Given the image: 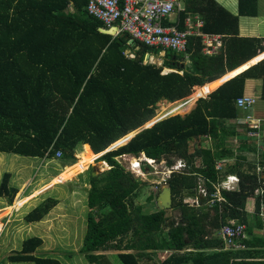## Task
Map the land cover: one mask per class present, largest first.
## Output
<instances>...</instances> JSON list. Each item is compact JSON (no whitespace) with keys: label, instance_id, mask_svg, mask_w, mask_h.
I'll list each match as a JSON object with an SVG mask.
<instances>
[{"label":"trees","instance_id":"16d2710c","mask_svg":"<svg viewBox=\"0 0 264 264\" xmlns=\"http://www.w3.org/2000/svg\"><path fill=\"white\" fill-rule=\"evenodd\" d=\"M183 1L186 8L179 17L181 30L185 19L198 12L205 23V34H236L237 18L214 0ZM86 3L87 0H0V152L53 159L61 151L62 159L76 161V150L81 149L80 160L52 178L45 190L85 171L88 164H81L108 147L124 144L132 132L157 115L159 102L168 101L173 106L157 118L169 117L101 157L99 160L110 165L108 171L95 177L89 171L90 212L81 253L91 264H110L104 252L112 250L119 251L121 264H139L144 258L153 259L162 253L167 256L160 264H207L222 255L226 264H264L246 259V254L250 258L261 256L264 239L244 240L247 250L233 249L222 254L208 253L214 246L206 239L207 226L221 229L231 219L247 222L246 201L256 196L264 182L251 169L241 172L236 165H229L230 172H239V189L222 190L223 202L208 203L221 181L217 164L229 157L228 149H234L228 147V139L238 136L237 129L228 128L226 122L239 116L237 99L243 94L245 80L257 77L264 81V60L246 67L207 99L199 103L197 100L187 111L178 113L185 107L181 100L201 89L196 86L214 82L227 70H235L255 56L258 48H264L255 40L245 39L240 41L244 46H233L226 49L227 53L209 57L202 53L201 39L191 38L186 53L167 51L162 66L146 64L147 57H159L160 51L132 42L128 34L112 37L101 33L105 26L88 14ZM166 69L170 71L165 73ZM261 99L264 100V91ZM210 119H215V124ZM202 137H210L212 147L191 151L192 146L196 147L192 143ZM140 154L156 162L164 160L168 168L177 160L186 162V171L173 172L168 180L173 210L180 211V221L168 210L148 213L134 204L145 184L124 171L117 158ZM261 165L264 167V156ZM11 178V173L4 174L0 198L13 205L19 189L11 185ZM199 178L204 180L209 196H199L202 202L196 208L184 203V199L197 197ZM157 194L151 192L146 201L156 204ZM256 201L259 206L264 203V194L257 195ZM24 204L22 200L17 206ZM56 205L54 199L44 201L26 216V222L42 221ZM11 209L0 210V221ZM2 229L0 223V233ZM126 237L129 239L122 247ZM42 246L41 239H30L10 261L61 264L59 260L35 257Z\"/></svg>","mask_w":264,"mask_h":264},{"label":"rangeland","instance_id":"374dc122","mask_svg":"<svg viewBox=\"0 0 264 264\" xmlns=\"http://www.w3.org/2000/svg\"><path fill=\"white\" fill-rule=\"evenodd\" d=\"M130 56H134V54ZM165 57V54L159 57H152L147 60V63L160 67L164 64ZM172 106V103L159 102L157 116L164 109H169ZM253 107H259V105L257 104ZM166 117H161L160 119ZM248 136L250 137L249 132ZM229 141L233 145L238 146V144L234 143L233 139ZM259 141L261 145L262 141ZM260 145L258 150H262ZM121 146V144L120 146L118 144L107 149H117ZM196 147H212V145L211 142H208V139H203L197 143ZM193 150L194 148L192 147L191 151ZM80 151L81 149L76 150V161L65 160L62 157H59L60 159L58 157L57 159L55 157L53 159H37L0 152V183L5 173H11V185L19 189L13 205H10V202L6 198H0V210L12 208L1 220L4 228L0 233V264H31L12 263L10 258L13 255L19 254L22 251L23 244L33 238H39L43 241V246L34 255L37 258L59 260L61 264H91L86 255L81 253L87 232L88 214L90 212L88 207V194L91 188L89 184V171L91 170L90 167L95 165L96 174L100 175L108 171L110 165L108 162L105 163V161L99 160L100 155H98L90 161L81 164V166L88 164L87 167H89L85 171L63 183H57L45 190L43 189L52 178L65 171L66 167L80 160ZM132 157L128 155L121 156L118 161L124 171L145 184L142 187L141 196L134 199L133 202L135 205L141 206L144 212H154L157 209L156 204L154 202H147L146 199L151 192L156 193V187L159 190L162 185L168 183V180L172 176L170 173L172 174L173 171L168 170L170 168H167L165 162H154L152 165L142 163L140 170L131 172L129 170V163L132 162ZM176 165L180 166L179 163ZM144 166L147 167L146 171H143ZM182 170H185V168H181L178 172H182ZM256 171L252 173H256ZM200 185L204 188L205 195L208 196L203 180H200ZM37 190H41V193L26 202L23 206H17L18 202L28 199ZM216 195L220 197L221 192H216ZM48 199L56 200L57 205L49 211L42 221L27 223L25 220L26 216ZM185 201L188 205H195L194 199L186 198ZM214 202L215 199L211 200V203ZM174 212L180 214V211L177 209L169 210L172 216L175 215ZM176 220H181V216ZM128 239L129 237H126L122 240V247H124ZM104 253L107 255V260L110 264H121L117 258L119 251L112 250ZM166 256L167 254H165ZM160 261V257L154 256L153 259L144 258L139 264H160Z\"/></svg>","mask_w":264,"mask_h":264},{"label":"crops","instance_id":"0c3cea01","mask_svg":"<svg viewBox=\"0 0 264 264\" xmlns=\"http://www.w3.org/2000/svg\"><path fill=\"white\" fill-rule=\"evenodd\" d=\"M214 1L216 2L217 5H219L220 7L225 9L226 11L230 12L234 17L237 18L236 34L233 32L227 36L209 35V36H217V37L222 38V40H221L222 41V47H220L219 49H216V50H212V52L209 54L206 53V48H205V45L203 43V39L200 37H196V38L201 39V41H202V46H203L202 53H203V55L213 57V56L220 55L222 52L227 53L228 48H232L233 46H235L236 48H239L241 45H243L240 41L245 40V39L246 40H255V41L259 42L261 48H264V0H254V1L251 0L250 2L241 1V0H214ZM180 2L182 4V8H183L181 12H183L186 8L185 3L183 0H180ZM180 13L175 18V21H176L175 24L179 23V29H180V25H181L180 19H179ZM188 17H192V18L196 19V25H197L198 21H202L203 27L200 31L203 35H208V34H205L203 32L205 23H204V20L201 18L200 13L197 12L196 15L190 14ZM183 30H184V23H183ZM112 37H117V36L115 35ZM162 54H164V53H160L159 56H161ZM165 55H166V53H165ZM131 58H135V56H131ZM148 59H151V58H149V57L146 58V61H145L146 64L148 62L147 61ZM238 60L241 61V58L239 57ZM261 60H264V51H261V49L258 48L257 54L255 56L249 58L248 60H246L245 62L240 64L235 70H232V71L227 70V72L221 78L215 80L214 82L206 83L205 85H207V86H205V85L196 86V89L198 87L201 89L198 92H196L195 94H193L191 97L189 96V98L187 99V100H189L188 103L183 108V110L179 111L178 113L180 114V113L187 111L192 106V104L197 100L199 103V101L201 99H207L209 97V95H211L213 92H215L224 83L233 79L237 75L241 74L243 71L247 70L248 68L254 66L255 64H257ZM246 67H248V68L245 69ZM243 69H245V70H243ZM169 71H170L169 69H166L165 73H168ZM262 82H264V81H262L261 78H257V77L246 79L244 84H243V94H242V96L239 97V98L252 97L256 101L255 105L258 104L259 107H253L252 110L247 111V110L240 108L237 105V108L239 109L238 118L236 120H231V121L226 122L228 128L237 129L238 136L235 138H231V139H233L234 143L238 144V146L233 145L231 143V141H229V139H228V144H227L228 147L234 148V149H228V151L230 152L229 157H227V159H223L222 162L217 164V170L222 174V176H221V181H220L219 185L217 186L216 192H219V191L221 192L222 190H227V191L238 190L239 184H240L239 183L240 177H239V172H237V171H239V170L241 172H243L244 170H248V169H251L253 172H255V170H257L259 172V174L257 171L255 174H257L259 179L264 180V167H262V165H261L262 156H264V155H262V154H264V144H261V145L259 144V142H260L259 140L262 141V139H264V105L260 104V103L264 104V100L261 99L262 91H264V83H262ZM208 87H211L209 91H206L205 93H200L202 89H206ZM164 102H168V101H164ZM182 102L185 103V101H182ZM178 103H180V102H178ZM199 106H200L201 111L204 113V110L201 108V105H199ZM164 110H166V109H164ZM178 113H176V114H178ZM157 114H158V110H157ZM176 114H174V115H176ZM174 115H171V116H174ZM156 116H154L152 119L153 120L157 119ZM247 116H251L252 118L261 121V123L259 125V129L257 130L258 137L256 139H252L248 136V132H250V130L248 128V125L245 124V120H246ZM152 119H150V120H152ZM215 121H216L215 119H210L211 124H215ZM147 123H148V121H147ZM246 130H247V132H245ZM203 139H208V142H211V145H212L213 140L210 137L197 138L193 142V145L196 144V146H197V143ZM258 144L261 146L262 150H258V147H259ZM254 147L256 150H254ZM193 148H194L193 151L199 150L198 149L199 147H193ZM110 151H112V150H110ZM107 152H108V150H106L102 153L96 154V155H100L99 158H101L104 156L105 153L107 154ZM119 158H117V160ZM253 158H255V160H253ZM147 159H149V158H147ZM149 160H152V159H149ZM152 161L156 162L155 160H152ZM160 162L166 163V161H164V160H162ZM160 162H157V163H160ZM177 163H179V165H183V167H181V168L186 169V165H185L186 162L184 160H177V162L171 168L178 167V165H176ZM73 164L74 163H72L71 165H73ZM196 165H197V167H199L200 161H198ZM229 165L230 166L236 165L239 169L235 172H230L231 168ZM181 168H177V170H175V171L178 172V170H180ZM170 175H172V174H170ZM200 180L202 181L203 179H201V178L198 179L199 185H200ZM203 182H204V180H203ZM199 185H198V189H196L197 190V193H196L197 197H185V199L186 198L194 199L196 208H198L202 202L201 198H198L199 196H202L204 198H208V196H209V195L208 196L205 195L204 188L201 185L200 186ZM262 185H264V182H262L261 187L257 189V191L255 193L256 196L264 194V187H262ZM219 187H220V189H219ZM159 190L157 189L155 192L159 193ZM206 191H207V189H206ZM216 192L212 196V198L209 200V202H208L209 205H215L216 202H223L224 201V197L222 196V194L219 197L216 195ZM207 194H208V191H207ZM157 196H158V194H157ZM256 196H251L246 201L245 210L247 212V222H245V221L242 222L238 219H231V220H228L225 224H223V225H226L228 223H232L233 221H234V223H237V224L238 223L243 224L246 228V238L238 240V241H234L233 247H229L221 235V229H222L223 225L221 226V229L209 228V226H207L208 235L206 236V239L208 240V243L210 245L214 246V248H211V251H208V253L211 254V253L218 252V253L222 254V252H224V251H231L233 249L237 250V251L238 250H245V249L247 250L248 248L245 245L244 240L249 241V240H252L254 238L264 239V203H260V206L257 205ZM185 199H184V201H185ZM213 199H215V202L211 203V200H213ZM23 201H24V203L30 201L29 197H28V199H24ZM210 212L213 213V211H210ZM174 216L176 219H178L179 216H181V214L175 213ZM0 223L3 225V223L1 221H0ZM3 228H4V225H3ZM165 254H167V253H162L161 255L159 254L161 261L165 259ZM224 256H227V261H229V262L231 261L230 260L231 257H229L228 255H224ZM162 257H164V258H162ZM213 258L216 260L214 262L211 261L207 264H226V263H224L225 259H224L223 255H222L221 259H220V257H218V258L213 257ZM246 259H248L250 261H252V260L264 261V252L261 253V256H259V258L258 257L257 258H250V256L248 254H246Z\"/></svg>","mask_w":264,"mask_h":264},{"label":"built area","instance_id":"2783aa9c","mask_svg":"<svg viewBox=\"0 0 264 264\" xmlns=\"http://www.w3.org/2000/svg\"><path fill=\"white\" fill-rule=\"evenodd\" d=\"M86 9L89 15L103 23L106 30L115 27L116 36L128 34L132 42L158 50L160 53L171 51L184 54L189 40L196 37L203 39L208 54L222 47L221 37L201 33L202 21H198L196 25V19L188 17L184 22V30L179 29V23L175 24V18L183 9L180 0H87ZM255 103L252 97L237 100V105L247 111L251 110ZM260 123V120L247 116L245 124L250 130V138L258 137ZM61 156V151H57L54 157L60 159ZM142 163L152 165L154 161L147 159L144 154L132 157L129 170L131 172L140 170ZM181 167L183 165L168 170L176 172L175 170ZM157 189L158 187L155 190ZM221 235L227 245L233 247L234 241L246 238V228L243 224L233 221L222 226Z\"/></svg>","mask_w":264,"mask_h":264},{"label":"water","instance_id":"95a60500","mask_svg":"<svg viewBox=\"0 0 264 264\" xmlns=\"http://www.w3.org/2000/svg\"><path fill=\"white\" fill-rule=\"evenodd\" d=\"M101 33H103L105 35H109V36H115L116 33H117V30L115 29V27H113V29H111V30H106V29L105 30H101ZM188 98L182 100V101H185V103H184L185 106H186V104L189 101V100H187ZM169 116H167V117H169ZM159 120H161V119L160 118H157V120H153L152 119V120L148 121V123L150 122V124H148V125L145 123L143 126H141L140 129L132 132L133 135L131 137L125 139L127 141H125V143L122 144V145H125L126 143H128L137 133H139L140 131H142V130H144L146 128H149V126L153 125L156 121H159ZM132 133H130V134H132ZM110 147H112V146H110ZM113 148H115V147H113ZM107 150L109 152L110 150H114V149H107ZM105 163H107V162H105ZM90 169H91V172H92V176L95 177L97 175L96 174V166L95 165H92L90 167ZM156 206H157V209L159 211H167V210L169 211V210H173V191H172V187L170 186L169 183H166V184L162 185V187H160L158 196L156 198Z\"/></svg>","mask_w":264,"mask_h":264},{"label":"bare ground","instance_id":"6f19581e","mask_svg":"<svg viewBox=\"0 0 264 264\" xmlns=\"http://www.w3.org/2000/svg\"><path fill=\"white\" fill-rule=\"evenodd\" d=\"M147 124V123H146Z\"/></svg>","mask_w":264,"mask_h":264},{"label":"clouds","instance_id":"9594fccd","mask_svg":"<svg viewBox=\"0 0 264 264\" xmlns=\"http://www.w3.org/2000/svg\"><path fill=\"white\" fill-rule=\"evenodd\" d=\"M138 157V156H137Z\"/></svg>","mask_w":264,"mask_h":264}]
</instances>
